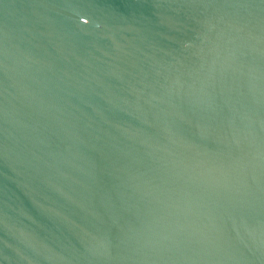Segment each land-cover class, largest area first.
Masks as SVG:
<instances>
[{
    "label": "water",
    "instance_id": "95a60500",
    "mask_svg": "<svg viewBox=\"0 0 264 264\" xmlns=\"http://www.w3.org/2000/svg\"><path fill=\"white\" fill-rule=\"evenodd\" d=\"M0 264H264V0H0Z\"/></svg>",
    "mask_w": 264,
    "mask_h": 264
}]
</instances>
